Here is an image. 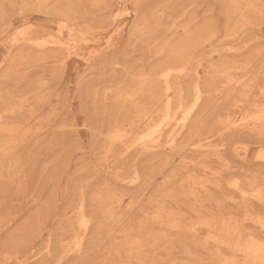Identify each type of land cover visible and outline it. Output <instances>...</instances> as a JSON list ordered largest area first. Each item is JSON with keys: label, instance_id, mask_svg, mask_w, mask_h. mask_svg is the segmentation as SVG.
<instances>
[{"label": "rangeland", "instance_id": "obj_1", "mask_svg": "<svg viewBox=\"0 0 264 264\" xmlns=\"http://www.w3.org/2000/svg\"><path fill=\"white\" fill-rule=\"evenodd\" d=\"M152 92L162 146L109 142ZM263 92L264 0H0V264H249L223 231L264 237Z\"/></svg>", "mask_w": 264, "mask_h": 264}, {"label": "bare ground", "instance_id": "obj_2", "mask_svg": "<svg viewBox=\"0 0 264 264\" xmlns=\"http://www.w3.org/2000/svg\"><path fill=\"white\" fill-rule=\"evenodd\" d=\"M38 1V0H37ZM55 2V1H54ZM39 3V2H38ZM46 3V2H45ZM41 5V4H40ZM235 6V4H234ZM248 6V5H247ZM246 7V6H245ZM57 9V7H56ZM255 10V9H254ZM39 30V29H38ZM192 41V40H191ZM61 41H55L54 44H59ZM63 44V43H62ZM64 45V44H63ZM62 45V46H63ZM68 48V47H67ZM93 49V48H92ZM44 51V50H43ZM91 52V51H90ZM207 56V55H206ZM168 58V57H167ZM199 65V64H198ZM201 65V63H200ZM199 65V67H200ZM247 65V64H246ZM250 65V64H249ZM203 66V64H202ZM206 67V66H205ZM208 67V66H207ZM261 68V67H260ZM207 69V68H206ZM212 69V68H211ZM262 69V68H261ZM169 70V69H168ZM205 70V68H204ZM213 70V69H212ZM210 70V71H212ZM206 71V70H205ZM256 72V70H255ZM254 72V73H255ZM173 73V72H172ZM206 73V72H205ZM209 73V72H208ZM230 73V72H229ZM225 74V73H224ZM142 75V73H141ZM263 75V74H261ZM143 76V75H142ZM169 76V73L166 72V73H163V77L165 79H167ZM232 77V76H231ZM257 77V76H256ZM146 78V77H145ZM248 78V77H247ZM254 78V77H252ZM148 81V82H147ZM240 81V80H239ZM146 82L148 83L146 86L147 87H150L153 86L155 83H154V80H146ZM237 82V81H236ZM235 82V83H236ZM243 82V81H242ZM140 83V82H139ZM210 83V82H209ZM221 83V82H220ZM226 83V82H225ZM245 83V82H244ZM227 84V83H226ZM229 84V83H228ZM225 85V84H224ZM236 85V84H234ZM146 86H141V87H138V88H134L133 90H131V94L129 95H126V100L127 99H133V97H136L137 99L143 95V90L144 88H146ZM194 86V85H193ZM233 86V84H232ZM247 86V85H246ZM136 87V86H135ZM190 87V86H189ZM212 87V86H211ZM250 87H253V86H250ZM129 88V87H128ZM191 88V87H190ZM213 88V87H212ZM240 88V87H239ZM242 88V87H241ZM244 88V86H243ZM249 88V87H248ZM180 89V88H179ZM215 89V88H214ZM219 89V88H218ZM217 89V90H218ZM251 89V88H250ZM130 90V89H129ZM129 90H128V93H129ZM168 90V89H167ZM178 90V89H177ZM223 90V89H222ZM251 91V90H250ZM179 92V91H178ZM206 90L204 89L203 86H201L200 84H196L193 88V94H192V98L190 99V105L189 107L185 110V111H182V109H180L181 106H179V108H176V109H172V100L170 98V94L169 92L167 91L166 94H165V97L162 98V100L156 96V94L154 92H152L149 97H148V100L151 102V105H152V108L147 110V109H143V107L141 106L140 102L138 103H135L134 105L132 106H128V104L126 103V123H122V126H119L117 127L115 133L111 134L110 137H109V142L111 143H115L117 140H121L122 137L124 136L125 134V131L124 129H126V135L128 133H131L133 130H137L139 128H141L142 130V133H139L141 134L142 136L141 137H144L145 140H146V144H145V147L148 148V150H151V151H154V149H156L158 146H162V137H163V127L157 123L155 120H154V113L156 112V108H157V103L159 100H161L162 104L166 107V114L165 116L163 117V120H165L164 122V125L167 126L170 124V122L173 120V119H176L179 115V112L182 111V115L180 117V119H177L179 121V124H180V129H182L183 127H185V125L187 124L188 120L191 118L192 114L194 113V111L198 108V106L200 105L203 97H204V94H205ZM239 92V91H238ZM208 93V92H207ZM210 93V92H209ZM264 93V92H263ZM229 94V93H228ZM249 95V94H248ZM264 95V94H263ZM145 96V95H144ZM180 96V95H179ZM228 96V95H227ZM258 96V94H257ZM262 97V96H260ZM120 98V97H119ZM256 98V97H255ZM258 98V97H257ZM263 98V97H262ZM254 99V98H253ZM231 100V99H230ZM188 101V100H187ZM259 101V99H258ZM257 101V102H258ZM251 102H252V99H251ZM255 102V101H254ZM245 103V102H244ZM242 103V104H244ZM159 104V103H158ZM181 103H179L180 105ZM255 104H253V107H254ZM257 105V104H256ZM248 106V105H247ZM160 107V105H159ZM257 107V106H255ZM246 108V107H245ZM240 110V108H239ZM246 110V109H244ZM252 115L250 116V118H248L249 122H250V125H252V127H254L255 129H258V131L260 130L261 132L264 133V106H261L260 105V108H257L255 109L253 112H251ZM176 120V122H177ZM242 120V119H241ZM246 120V121H248ZM156 122V123H155ZM160 122V121H158ZM243 122V121H242ZM162 123V122H160ZM243 124V123H242ZM241 124V125H242ZM232 125V124H231ZM249 125V126H250ZM173 127V126H172ZM203 127V126H202ZM175 128V127H174ZM229 128V127H228ZM220 130V129H219ZM180 131V130H179ZM177 131V132H179ZM233 131V130H232ZM217 133V132H216ZM228 133V132H227ZM169 134V133H168ZM170 134H171V131H170ZM195 134V133H194ZM202 134V133H201ZM199 133V135H201ZM197 135V134H196ZM198 135V136H199ZM138 136V135H137ZM197 136V137H198ZM140 137V139H142ZM187 138V136H185ZM184 140H187L185 139ZM211 136L207 137V138H210ZM214 137V136H213ZM194 138V137H193ZM189 139V138H188ZM199 139V137L197 138ZM212 139V138H211ZM227 139V137L225 138ZM138 140V139H137ZM166 140V138H165ZM176 140V135L175 134H172L171 136V144L174 143V141ZM191 140V139H190ZM196 141V140H195ZM187 142V141H186ZM190 142V141H188ZM194 142V141H192ZM191 142V143H192ZM202 142V141H201ZM167 143V142H166ZM212 143V142H211ZM222 143V141H221ZM169 144V143H168ZM166 144V145H168ZM183 145L186 144V143H182ZM181 144V145H182ZM198 144V143H197ZM209 144V143H208ZM201 145V144H200ZM207 145V143L205 144ZM205 145H202L203 147ZM213 145V144H212ZM210 146V145H209ZM178 148V147H177ZM184 149V148H183ZM198 149V148H197ZM181 150V149H180ZM240 150V149H239ZM139 151V150H138ZM201 152V151H200ZM260 153V152H259ZM213 155V154H212ZM264 155V154H263ZM262 155L261 157V154L259 155L261 158L264 159V156ZM253 156V155H252ZM245 157V156H244ZM250 157V156H249ZM198 158V157H197ZM254 158V157H253ZM258 158V157H257ZM180 159V158H179ZM183 159V158H182ZM251 159V158H250ZM244 160V159H243ZM201 161V160H200ZM199 161V162H200ZM223 161V160H222ZM227 162V161H226ZM182 163V161H181ZM194 163V162H193ZM223 163V162H222ZM164 165V164H163ZM168 165V164H167ZM229 165V163H228ZM231 165V164H230ZM229 165V166H230ZM187 167V163L185 165ZM196 166V165H195ZM134 167V166H133ZM171 168V167H169ZM209 168V167H208ZM231 168V167H230ZM185 169V168H184ZM172 171V170H171ZM192 171V170H191ZM223 172V171H222ZM20 173V172H19ZM156 173V172H155ZM226 174V173H225ZM163 175V174H162ZM125 176V175H124ZM225 176V175H224ZM233 176V175H232ZM216 177V176H215ZM222 177V176H221ZM256 177V176H255ZM140 178V173L139 171L134 168L132 170V177L130 178V183H133V182H136L138 181ZM217 178V177H216ZM151 179V178H149ZM162 179V178H161ZM164 179V178H163ZM162 179V180H163ZM218 179V178H217ZM125 180V179H124ZM123 180V181H124ZM153 180V178H152ZM161 180V181H162ZM177 180V179H176ZM159 181V183L161 182ZM240 181V180H239ZM231 182V181H230ZM235 182V181H233ZM264 182V181H263ZM216 183V182H215ZM229 183V182H228ZM238 183V182H237ZM253 182H251L250 184H252ZM261 183V182H259ZM151 184V183H150ZM156 184V183H155ZM166 184V183H164ZM172 184V183H171ZM213 185V184H212ZM107 186V185H106ZM145 186V185H144ZM148 186V185H147ZM157 186H160V185H157ZM156 186V187H157ZM221 186V185H220ZM236 186V185H235ZM238 186V185H237ZM253 186V185H252ZM104 187V186H103ZM146 187V186H145ZM172 188V186H170ZM159 187H157L158 189ZM237 188V187H236ZM241 189V187H239ZM155 189V186L154 188ZM239 189V190H240ZM110 190V189H109ZM143 190V189H142ZM244 190V189H242ZM260 190V189H259ZM96 191V190H95ZM108 191V190H107ZM140 192V191H139ZM194 192V191H193ZM242 192V191H241ZM245 193V190L243 191ZM240 193V192H239ZM249 193V192H248ZM253 193V192H252ZM251 193V194H252ZM260 193V192H259ZM99 194V193H98ZM127 194V193H126ZM101 196V194H99ZM200 195V194H199ZM250 195V194H249ZM257 195V194H256ZM97 196V195H96ZM99 196V197H100ZM107 196V194H106ZM253 197V195H251ZM131 197V196H130ZM243 197V196H242ZM261 197H262V194H261ZM92 198V197H91ZM101 198V197H100ZM111 198V197H109ZM134 198V197H133ZM132 198V199H133ZM157 198V197H155ZM165 198V197H164ZM167 198V197H166ZM97 199V198H96ZM244 199V198H243ZM262 199V198H260ZM95 201V200H94ZM93 201V202H94ZM102 201V200H101ZM242 201V200H241ZM240 201V202H241ZM96 202V201H95ZM153 202V201H152ZM151 202V203H152ZM239 202V203H240ZM103 203V202H102ZM106 203V202H105ZM120 203V202H119ZM134 203V202H133ZM193 203V202H192ZM238 203V201H237ZM101 204V202H100ZM104 204V203H103ZM117 204V203H116ZM142 204V203H141ZM243 204V203H241ZM240 204V206H241ZM104 205H107V204H104ZM130 205V204H129ZM264 205V204H263ZM83 206V205H81ZM80 206V207H81ZM130 206H133V205H130ZM152 206V204L150 205ZM105 207V206H103ZM175 207V206H174ZM244 207V206H242ZM262 207V206H261ZM82 208V207H81ZM127 209V208H126ZM79 210V208H78ZM136 210V208H135ZM140 210V209H139ZM248 210V209H247ZM82 211V210H81ZM142 211V210H141ZM145 211V210H144ZM112 212V211H111ZM158 213V212H157ZM111 215V214H110ZM106 216V215H105ZM118 216V215H117ZM167 216V215H166ZM135 217V216H134ZM91 218V217H90ZM110 218V217H109ZM120 218V217H119ZM163 218V217H162ZM202 218V217H201ZM211 218V217H210ZM114 219V218H113ZM245 219V218H244ZM259 219V218H258ZM115 220V219H114ZM116 220H117V217H116ZM204 220V219H203ZM232 220V219H231ZM120 221V220H119ZM127 221V220H126ZM129 221V220H128ZM219 221V219H218ZM259 221V220H258ZM81 225L86 229L87 228V224H88V221L85 219V218H82V220L80 221ZM114 222V221H113ZM158 222V221H157ZM226 221H224L225 223ZM79 223V222H78ZM111 223V222H110ZM130 223V222H129ZM132 223V221H131ZM233 223V222H232ZM123 224V223H122ZM141 224V223H140ZM159 225V223H157ZM226 224V223H225ZM228 224V223H227ZM231 225V224H230ZM109 226V225H108ZM113 226V225H112ZM116 225H114L115 227ZM122 226V225H121ZM131 226V225H130ZM236 223H235V228H231L230 229H224L223 232H225L226 234H229L230 237V240L228 241V245H230V247L235 250V251H238V252H241L244 256H245V259L246 261L249 263V264H264V237H261L259 236V234H255L249 230H247L248 228L247 227H243L242 225L239 226V227H236ZM102 227V226H101ZM125 227V226H123ZM141 227V226H140ZM262 227H264L262 225ZM113 228V227H112ZM226 228V227H225ZM177 229V228H176ZM215 229V228H214ZM217 229V228H216ZM123 230H125L123 228ZM127 230V229H126ZM210 230V229H209ZM218 230V229H217ZM114 231H117V230H114ZM121 231V230H120ZM163 231V230H162ZM161 231V232H162ZM197 231V230H196ZM85 232V231H84ZM110 232V231H109ZM106 233V232H105ZM115 233V232H114ZM121 232H118L117 234H120ZM125 233V232H123ZM195 233V232H194ZM115 236V234H113ZM224 235V234H222ZM222 235H220L219 237H221ZM263 235V234H262ZM173 237V236H172ZM175 237V236H174ZM205 237V235H204ZM217 238V237H216ZM80 239V238H79ZM200 239V238H199ZM198 239V240H199ZM219 239V238H218ZM76 240V238H75ZM78 240V239H77ZM116 240H118L116 238ZM207 240V239H206ZM81 241V240H80ZM221 241V240H220ZM74 242V241H73ZM162 242H163V239H162ZM199 242V241H198ZM78 243V242H77ZM154 243V242H153ZM194 243V242H193ZM222 243V242H221ZM227 243V242H226ZM107 244V243H106ZM163 244H165L163 242ZM78 245V244H77ZM109 245V244H108ZM148 245V244H147ZM150 245V244H149ZM166 245V244H165ZM169 245V244H167ZM212 245V244H211ZM75 246V245H74ZM113 246V245H112ZM170 246V245H169ZM213 246V245H212ZM163 247V245H162ZM165 247V246H164ZM163 247V248H164ZM206 247V246H205ZM62 248V247H61ZM172 248V247H171ZM107 249V248H106ZM104 250V249H103ZM161 250V249H160ZM210 250V249H208ZM217 250V249H216ZM49 251V250H48ZM62 251V250H61ZM65 251V250H64ZM71 251V250H70ZM169 251V250H168ZM189 251V250H188ZM66 252V251H65ZM119 252V250H118ZM156 252V250H155ZM168 253V252H167ZM215 253V252H214ZM64 254V252H63ZM119 254V253H118ZM121 254V253H120ZM126 254V253H125ZM189 254V252L187 253ZM54 255V254H53ZM127 255V254H126ZM60 256V255H59ZM67 256V255H65ZM189 256V255H188ZM133 257V256H132ZM168 257V256H167ZM61 258V257H60ZM63 258V257H62ZM62 260V259H61ZM60 260V261H61ZM132 260V259H131ZM161 260V259H160ZM58 261V259H57ZM154 261V260H153ZM149 262V261H148ZM156 262V261H155ZM55 263V262H54ZM152 263V262H151ZM57 264H60V262H58Z\"/></svg>", "mask_w": 264, "mask_h": 264}]
</instances>
